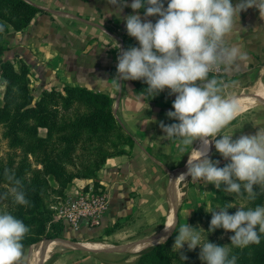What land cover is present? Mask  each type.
Returning a JSON list of instances; mask_svg holds the SVG:
<instances>
[{
  "label": "crops",
  "instance_id": "0c3cea01",
  "mask_svg": "<svg viewBox=\"0 0 264 264\" xmlns=\"http://www.w3.org/2000/svg\"><path fill=\"white\" fill-rule=\"evenodd\" d=\"M29 1L37 7L30 22L21 29L10 28L0 33V46L3 47L0 62L4 57L14 65L19 58L26 62L30 90L36 96L43 88H61L65 84L107 93L112 101L113 114L132 138V143L120 145L122 152L105 159L94 180H77L76 186L87 182L98 183L97 187L108 199L101 223L94 227L81 226L82 234L101 235L106 242L104 244L136 237L143 239L148 235L145 230L160 222L161 217H164L165 224L173 220L172 211L183 180L179 176L187 171L182 169L187 165L188 153L194 151L189 146L182 156L176 142L160 139L164 136L160 122L166 125L178 122L167 116L169 110H174V95H168L165 89L151 101H145L142 93L135 89L133 80L118 85L112 79L116 76L118 55L128 49L124 44L127 31L124 17L137 14L144 21H151L156 16L145 17L140 10L134 13L130 6L120 11L108 0ZM124 2L130 5L132 0ZM238 2L232 0L234 5ZM117 43L120 48L114 47ZM227 43L229 46H240L246 55V60L238 65L228 70L222 67L223 75L216 77L228 85L224 95L236 97L241 108L236 119L224 129L233 133V139H236L242 134L254 135L259 127L264 128V101L249 103L264 100V18L260 17L257 8L241 11ZM39 129L46 130L44 127ZM193 147L199 148V141L194 142ZM208 156L214 161L219 160L220 164L228 163L215 150L214 144ZM188 177L186 192L182 191L188 203L195 201L197 205L208 192L215 194L214 184L194 183ZM115 222H119L117 227L109 233L103 232L105 227ZM138 231H141L140 236L132 235ZM66 233L78 235L72 229L66 230ZM52 244L33 247V254L32 247L26 249L23 245V264H42L41 261L53 251ZM50 264L109 263L98 256H84L65 250L53 257Z\"/></svg>",
  "mask_w": 264,
  "mask_h": 264
},
{
  "label": "clouds",
  "instance_id": "9594fccd",
  "mask_svg": "<svg viewBox=\"0 0 264 264\" xmlns=\"http://www.w3.org/2000/svg\"><path fill=\"white\" fill-rule=\"evenodd\" d=\"M108 3L118 6L120 11L130 6L134 13L145 9V17H159L155 23L142 21L137 14L124 17L127 34L134 37L139 46L120 52L116 76L112 79L118 85L142 80L147 85L143 90L151 99L165 89L168 95L175 96L174 110H169L167 116L178 122L167 125L160 122L164 133L160 139L176 142L182 156L189 146L194 149L188 153L187 171L179 178L190 176L194 183H211L217 190L223 186L226 194L247 193L249 200H255L254 187L264 190V128L259 127L254 135L242 134L236 139L233 133L225 132L241 108L236 97L224 95L228 85L215 76L209 78V74L218 72L221 67L228 70L246 60L241 47L229 46L227 41L241 11L255 7L264 18V0H239L235 5L232 0H167L166 7L164 0H132L130 5L124 0H108ZM114 47L120 48V45L117 43ZM196 141L200 143L199 148L193 147ZM213 144L228 161L223 167L218 166L219 160L208 156ZM5 176L16 186L0 198L7 199L10 194L14 203L28 204L15 173L5 169ZM235 205L216 207L218 212L216 208L205 207V211L212 214L208 232L218 228L233 232L230 236L233 247L259 244L264 234V206L247 210L240 206L234 214H229L227 209ZM164 226L165 231L174 228L178 233L172 250L180 252L182 260L186 257L181 249L187 243L189 250L200 246L199 258L205 264H236L237 257H230L229 247L209 241L201 244L202 228L184 223L177 229L175 221ZM29 230L12 214L0 213V264H23V240ZM165 240L166 237H162L161 243Z\"/></svg>",
  "mask_w": 264,
  "mask_h": 264
},
{
  "label": "trees",
  "instance_id": "16d2710c",
  "mask_svg": "<svg viewBox=\"0 0 264 264\" xmlns=\"http://www.w3.org/2000/svg\"><path fill=\"white\" fill-rule=\"evenodd\" d=\"M164 4L167 5V0H164ZM36 10V5L29 0H0V26H3L0 33L7 32L10 28H23ZM140 11L144 12L145 9ZM129 40L130 38L124 37L125 47L138 45ZM2 52L3 47L0 46V55ZM28 73L29 68L24 61H20L17 66L9 58L0 62V79L4 85L0 125L4 128L3 134L8 139L9 146L14 151H19L0 160V184L9 188L16 186L7 180L5 169L10 173L14 172L16 179L21 181L20 190L28 201L26 205L14 203L9 194L4 199V207L0 213L12 214L30 229L23 240L24 246L36 239L31 236L43 234L45 214L51 210L50 204L66 193L65 188L74 178L94 180L107 157L122 152V143H132V138L113 114L112 101L107 93L81 85L65 84L61 88H43L35 96L30 90ZM133 82L145 101L153 99L143 90L147 87L146 83L142 80ZM40 127L46 129L44 135L39 133ZM225 164L218 166L223 167ZM97 185L94 182V186ZM254 190L257 197L249 200L247 193L229 195L223 191V186L220 190L215 188L211 204L214 207H225L232 200L244 198L246 205L254 209L257 205L262 206L264 200V190L259 186H255ZM234 209L232 207L227 211L230 214ZM211 216L210 212L204 214V235L220 232L219 228L208 232ZM118 225L119 222H115L105 227L103 232L109 233ZM170 238L171 235L165 242L144 250L134 264L171 262L173 252L169 247ZM259 252L263 256L261 264H264V249ZM237 264L249 263L241 257Z\"/></svg>",
  "mask_w": 264,
  "mask_h": 264
},
{
  "label": "rangeland",
  "instance_id": "374dc122",
  "mask_svg": "<svg viewBox=\"0 0 264 264\" xmlns=\"http://www.w3.org/2000/svg\"><path fill=\"white\" fill-rule=\"evenodd\" d=\"M157 19H159L158 16L153 18L151 21L153 23H155ZM141 20L144 21L142 18H141ZM125 37L130 38V40H129L130 43H136V44H138L137 46H139V42L134 37H130L127 34V31L125 32ZM20 61H23V60L21 58L17 59V64H15V65L17 66ZM247 82H249V81H247ZM0 84L3 85V83L1 82V79H0ZM3 90H4V85L2 87H0V96L3 93ZM1 102H2V98H0V104H1ZM3 131H4V128L2 125H0V160H5L9 154L19 152L18 150L14 151L9 146L8 139L6 137H4ZM43 131H44L43 129H39V133L41 135H44L46 132V130L44 132ZM78 179H80V178H74L68 184V186L65 188V190L66 191H68V190L73 191L72 188L74 186H76V182ZM187 179H190V178L186 177L185 179H183L180 182V185H179L180 193H178V195H177V197H178L177 203L175 204V208L172 211L173 212V221H175L177 229L180 227L181 224L187 223L188 225H190L194 228H198V229L202 228L204 230L206 227V225H205L206 219L204 217V214L208 213L205 211V207H207L208 209H215L217 207V206L214 207V205L211 204V200H210L211 197L215 196V194L210 195V193L208 192L207 194H205L204 199L199 201L200 203L198 202L199 204H197V205L195 204V201L192 203L191 202L188 203L186 201L185 194L182 193L183 190H185V192H186V188L188 186ZM8 189H9V186H7L5 184H0V197H3L4 196L3 194ZM4 203H5V200L3 198H0V211L4 207ZM230 203L236 204L234 206L235 207L234 211L230 212V214H234L240 206L245 207L246 210L248 208H253L252 206L246 205L244 198H239L238 201L232 200ZM262 206H264V200H263ZM215 211L218 212L219 210L216 208ZM189 212H190V215L188 216ZM45 218H46V223H45V230L43 231V234L40 236H38V235L31 236V237H35L36 239L32 240V242H30L29 245L24 246V248L29 249L31 247L32 248L38 247L39 244L41 243V241L45 238H48V239L67 238V239H70V240H73L76 242L106 243L104 241V239L101 238V235L82 234V233H84L83 231H81L82 229H80L78 231L75 230L78 233V235H70V234L66 233V230H69L70 228L60 218L56 217V215L53 213L52 209L49 210L48 212H46ZM161 220L163 221V223L161 222ZM164 220H165L164 217H161L160 222L155 224L153 227L151 226L150 228L145 230L146 234H148V235H146L147 237H145L143 239H141L140 237H138V238L136 237L135 239H130L127 241H112L111 243L108 242L107 244L114 245L115 247H114V249H110V250H106V251H103V250L67 249L66 247L60 246L56 243H53L52 244L53 245V251L51 252L50 256L47 259L42 260L41 262H42V264H50L53 257L58 255L62 251L72 250L73 253H76L79 255H84V256L93 255V256L101 257L104 260H106V262H108L109 264H115V263H120V262H121V264H134L136 259L140 255V253H142L144 250L148 249L149 247H151L153 245L161 243L162 236L156 237L153 235H155L156 233H158L159 231H161L165 227L164 226V224H165ZM35 229L36 228H34L33 231H35ZM219 229H220L219 233L211 234V235H204V234H202V230H200L201 231V244L209 241V242L215 243L217 245L229 247L231 249L230 254H229L230 257L232 255L237 257L236 264L238 263V261L240 260L241 257H243V259L247 260V263H249V264H261V262L263 261V256L259 251L264 249V234H261V240H260L259 244H250L247 247L240 248V247H233L230 244L231 243L230 236L234 235L233 232L225 231L223 228H219ZM139 232H141V231H138V233H134L132 235L133 236H140ZM177 234L178 233L173 228V229L169 230V235L166 237V240H167L169 238V236L171 235V238L168 241L170 243L169 247H170L171 251L173 252L171 262H151L149 264H205V262L201 261L199 258V254L201 251V248L199 245H197V247L194 250H189L187 247V243H185L183 249H181V252L186 257V259H184V260L181 259V253L180 252H175L172 250V246L174 244L175 237ZM107 257H110V258H107Z\"/></svg>",
  "mask_w": 264,
  "mask_h": 264
},
{
  "label": "built area",
  "instance_id": "2783aa9c",
  "mask_svg": "<svg viewBox=\"0 0 264 264\" xmlns=\"http://www.w3.org/2000/svg\"><path fill=\"white\" fill-rule=\"evenodd\" d=\"M223 68L209 76L220 77ZM107 195L93 182L76 186L73 191H66L52 204L51 209L70 229L79 230L81 226H98L107 208Z\"/></svg>",
  "mask_w": 264,
  "mask_h": 264
},
{
  "label": "water",
  "instance_id": "95a60500",
  "mask_svg": "<svg viewBox=\"0 0 264 264\" xmlns=\"http://www.w3.org/2000/svg\"><path fill=\"white\" fill-rule=\"evenodd\" d=\"M263 101L264 100H255V101H249V103L260 104ZM182 170H187V167H184ZM168 235H169V231H165V227H164L161 231H159L158 233H156L153 236L167 237ZM49 242L56 243L60 246L70 248V249H82V250H103V251H106V250L114 249V247H115L114 245H111V244H109L108 247H101V246L96 244L97 242H92V243L76 242V241H73V240H70L67 238H54V239L45 238L41 241L40 244L42 247H44ZM38 264H40V263L38 262Z\"/></svg>",
  "mask_w": 264,
  "mask_h": 264
},
{
  "label": "bare ground",
  "instance_id": "6f19581e",
  "mask_svg": "<svg viewBox=\"0 0 264 264\" xmlns=\"http://www.w3.org/2000/svg\"><path fill=\"white\" fill-rule=\"evenodd\" d=\"M173 219V218H172ZM173 220H171V222H172ZM97 245H99V246H101V247H108L109 246V244H104V243H96ZM36 248V247H35ZM35 248H33L32 250H31V253L33 254V252H34V250H35ZM31 253H30V255H31Z\"/></svg>",
  "mask_w": 264,
  "mask_h": 264
}]
</instances>
